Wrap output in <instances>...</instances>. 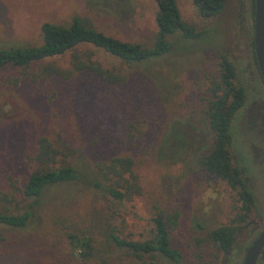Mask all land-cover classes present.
Masks as SVG:
<instances>
[{"label": "rangeland", "instance_id": "1", "mask_svg": "<svg viewBox=\"0 0 264 264\" xmlns=\"http://www.w3.org/2000/svg\"><path fill=\"white\" fill-rule=\"evenodd\" d=\"M176 3L181 19L200 34L193 40L172 35L170 52L158 58L125 64L84 45L53 61L68 69L71 56L79 54L128 76L122 86L87 73L69 80L32 82L20 68H0V195L10 193L28 176L24 156L40 136L57 145L71 166L89 175L111 157L129 156L140 189L139 196L117 209L78 183L48 189L32 208L28 226L13 239L24 241L23 245L6 250L0 246V264H140L109 235L142 242L158 212L178 214L169 238L181 253L182 264H242L264 228V86L248 71L252 13L245 0H226L220 14L204 19L192 0ZM155 13L154 0H0V49L38 46L42 24L67 26L74 17L105 35L149 47L157 30ZM222 56L238 64L239 75L255 85L261 97L250 99L237 113L232 131L233 166L241 168L255 197V206L242 222L235 221L242 214L239 190L198 165L211 143L204 111ZM152 86L166 101L152 99ZM14 205L8 206L15 209ZM54 214L70 218L55 226ZM220 227L235 228L227 253L206 239ZM73 229L91 240L90 259H80L65 241L64 233ZM143 259L149 263L147 256ZM152 264L174 263L155 253ZM257 264H264V253Z\"/></svg>", "mask_w": 264, "mask_h": 264}, {"label": "trees", "instance_id": "2", "mask_svg": "<svg viewBox=\"0 0 264 264\" xmlns=\"http://www.w3.org/2000/svg\"><path fill=\"white\" fill-rule=\"evenodd\" d=\"M192 1L197 13L204 19L220 14L226 2V0ZM154 2L156 4L155 25L157 30L154 41L149 47L124 42L105 35L87 26L79 17H74L67 26L52 23L42 24L40 27L41 43L38 46L0 49V68H20L24 71V77L32 82L53 77L69 80L76 74L87 73L91 77L111 85L122 86L129 80L128 76L118 71L103 69L98 63L87 57L83 59L79 54L71 56L68 69L55 65L53 61L74 51L79 46L88 45L101 49L125 64L141 63L170 52L172 44L169 38L176 33H179L184 40H193L199 37L200 32L181 19L176 0H154ZM251 18L253 19V14ZM248 47L251 51V57L247 59L250 66L249 75L252 77L255 74L256 77L259 75V71L254 54L253 39ZM35 66L38 68L35 71L31 70ZM237 66L235 61L222 56L219 69L210 82V97L206 100L204 118L208 133L211 134V143L198 159V165L206 173L225 182L232 190H239L242 214L240 217H236L235 221L242 222L251 208L255 206V202L242 178L241 169L233 166L230 146L232 145V131H234L236 115L244 109L247 101H250L251 96L257 92L255 85L252 86L249 80H245L239 75L241 71L237 69ZM157 94L161 93L156 87H153V92H149L152 99L165 100L162 94L159 96ZM258 103L262 108L261 103ZM24 161L28 176L25 177L21 185L12 187L11 195L10 193L0 195V246L3 250L14 247L13 244L23 245L24 241L18 239L14 242L13 239L17 237L20 230L28 226L32 208L52 187L78 183L83 188L91 189L116 209L117 205L140 195L134 161L129 156L111 157L107 162L96 165V172L89 175L71 166L66 154L57 145L47 137L40 136L34 142L33 151L24 156ZM12 203L16 204L14 205L15 209L19 205H23V208L20 210L10 208L8 205ZM111 213L114 216L115 211L112 210ZM70 215L72 216V214ZM52 216L55 226L60 220L70 218L58 214ZM177 216L178 214L174 212L156 213L152 218V228L149 230L147 238L142 242L127 241L112 233L109 237L117 246L130 251L140 264L144 262L145 256L148 257L149 263L143 264H152L155 253L169 259L174 264H182V255L171 246L169 238V230L174 227ZM5 234L11 237H6ZM234 234L235 228L220 227L211 231L206 239L217 250L227 253L233 247ZM64 238L71 251L80 259L88 260L93 257L94 249L91 240L83 234H78L73 229L70 232H65ZM202 243L206 244L205 241ZM25 244L30 247L28 241Z\"/></svg>", "mask_w": 264, "mask_h": 264}, {"label": "water", "instance_id": "3", "mask_svg": "<svg viewBox=\"0 0 264 264\" xmlns=\"http://www.w3.org/2000/svg\"><path fill=\"white\" fill-rule=\"evenodd\" d=\"M253 44L258 71L264 82V0H254ZM264 249V228L246 251L242 264H256Z\"/></svg>", "mask_w": 264, "mask_h": 264}, {"label": "flooded vegetation", "instance_id": "4", "mask_svg": "<svg viewBox=\"0 0 264 264\" xmlns=\"http://www.w3.org/2000/svg\"><path fill=\"white\" fill-rule=\"evenodd\" d=\"M245 6H246V8H249V10L251 11V13L253 14V25H254V10H255V8H254V0H245ZM253 38H254V35H253ZM258 76V78H259V80H260V73H259V75H257ZM261 84L264 86V83L262 82V79H261ZM253 89L255 90V88L253 87ZM255 95V96H254ZM254 95H252L251 97L252 98H255V99H261V97H258L259 96V94H254ZM257 95V96H256ZM248 102V101H247ZM256 103H258L257 101H256ZM260 105V104H259ZM246 106H247V104H246ZM244 162V161H243ZM245 164V163H244ZM241 169V168H240ZM243 178V177H242ZM244 180V179H243ZM246 183V182H245ZM246 187H247V185H246ZM247 189L249 190V193H251V195H252V197H253V199H254V201H255V197H254V194H253V191L251 190V189H249L248 187H247ZM256 239V238H255ZM263 251H264V249H263ZM262 251V253L260 254V256L262 255L263 256V252ZM259 256V257H260ZM257 261H258V259H257ZM256 264H257V262H256Z\"/></svg>", "mask_w": 264, "mask_h": 264}]
</instances>
